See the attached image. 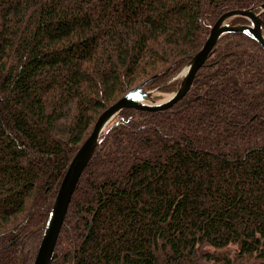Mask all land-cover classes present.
Returning <instances> with one entry per match:
<instances>
[{"label": "trees", "instance_id": "16d2710c", "mask_svg": "<svg viewBox=\"0 0 264 264\" xmlns=\"http://www.w3.org/2000/svg\"><path fill=\"white\" fill-rule=\"evenodd\" d=\"M263 2L0 0V264H33L62 179L103 110L145 81L178 89L170 80L217 18ZM52 264H264L258 40L225 34L176 104L114 118Z\"/></svg>", "mask_w": 264, "mask_h": 264}, {"label": "water", "instance_id": "95a60500", "mask_svg": "<svg viewBox=\"0 0 264 264\" xmlns=\"http://www.w3.org/2000/svg\"><path fill=\"white\" fill-rule=\"evenodd\" d=\"M263 11L264 2L256 8H237L223 12L211 26L209 35L201 49L187 63L178 89L168 98L156 101L154 96L158 91L157 88L148 89L145 81L130 88L123 96L98 115L90 134L74 154L62 179L33 264H52L57 241L80 177L115 116L125 108L158 111L176 104L189 92L197 72L205 65L213 47L227 33H248L264 47V20L261 17ZM238 16L245 17L249 21L247 23L231 24L230 20Z\"/></svg>", "mask_w": 264, "mask_h": 264}, {"label": "rangeland", "instance_id": "374dc122", "mask_svg": "<svg viewBox=\"0 0 264 264\" xmlns=\"http://www.w3.org/2000/svg\"><path fill=\"white\" fill-rule=\"evenodd\" d=\"M186 67H187V64L182 68V70H180L179 71V73L177 74V75H175L170 81H175V80H177V87H179V85H180V83H181V80H182V78H183V76H184V73H185V70H186ZM173 87H174V85H173ZM156 88V87H155ZM176 89L177 88H175V90H173V91H167V92H165L164 90H161V89H159V88H157V92L155 93V96H154V98L156 99V101H162V100H164V99H166V98H168L171 94H173L175 91H176ZM149 102V101H148ZM126 109V108H125ZM124 110V109H123ZM120 113V112H119ZM118 113V114H119ZM117 114V115H118ZM116 115V116H117ZM115 116V117H116ZM114 120V119H113Z\"/></svg>", "mask_w": 264, "mask_h": 264}]
</instances>
